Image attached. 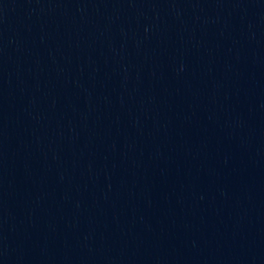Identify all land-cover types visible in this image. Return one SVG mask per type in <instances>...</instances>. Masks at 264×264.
<instances>
[{
	"label": "water",
	"instance_id": "water-1",
	"mask_svg": "<svg viewBox=\"0 0 264 264\" xmlns=\"http://www.w3.org/2000/svg\"><path fill=\"white\" fill-rule=\"evenodd\" d=\"M0 264H264V0H0Z\"/></svg>",
	"mask_w": 264,
	"mask_h": 264
}]
</instances>
